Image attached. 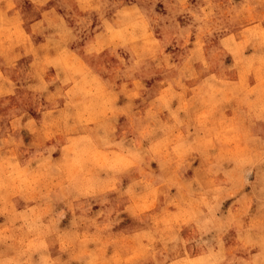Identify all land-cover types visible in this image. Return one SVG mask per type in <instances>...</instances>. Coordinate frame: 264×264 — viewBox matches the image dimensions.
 I'll return each mask as SVG.
<instances>
[{"label":"clouds","instance_id":"1","mask_svg":"<svg viewBox=\"0 0 264 264\" xmlns=\"http://www.w3.org/2000/svg\"><path fill=\"white\" fill-rule=\"evenodd\" d=\"M0 264H264V0H0Z\"/></svg>","mask_w":264,"mask_h":264}]
</instances>
